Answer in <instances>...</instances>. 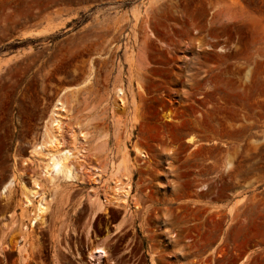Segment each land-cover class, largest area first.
Returning a JSON list of instances; mask_svg holds the SVG:
<instances>
[{"label":"rangeland","instance_id":"1","mask_svg":"<svg viewBox=\"0 0 264 264\" xmlns=\"http://www.w3.org/2000/svg\"><path fill=\"white\" fill-rule=\"evenodd\" d=\"M240 263L264 264V0H0V264Z\"/></svg>","mask_w":264,"mask_h":264},{"label":"bare ground","instance_id":"2","mask_svg":"<svg viewBox=\"0 0 264 264\" xmlns=\"http://www.w3.org/2000/svg\"><path fill=\"white\" fill-rule=\"evenodd\" d=\"M87 81H88V79L86 78L82 83H80V85H85V83H87ZM117 92H119V94H120L121 93V89L118 90ZM58 106H60L61 108H64L65 107V101H63L61 98H58L56 100V102L54 104V107L52 109L51 116L55 114L56 107H58ZM52 118H50V120L52 119V121H55L54 120V116ZM58 125H59V123H58ZM81 132L83 133V131H81ZM83 134H85V133H83ZM50 136H51V134H50ZM50 138L51 139L48 140V141H50L51 143H56V145L54 147L51 146L50 151L48 152V156H49L48 158H49V160H48L46 169L51 170V169H55V168L58 167L60 169V171H63L66 174H67V172H71L72 167L69 166L68 161H67V158L69 156H67V157H64L63 156L62 157L60 155V154H63V153H61L60 147L58 146L59 145V142H58L59 139H57V137L55 135L51 136ZM189 141L192 142L193 141V138L190 137L189 138ZM68 152H69V150L66 151V155L68 154ZM48 208H49V206L40 207L39 213L37 214V218L43 217V215L48 210ZM103 253H105V249L102 246H100V245H96L94 247L93 251L91 252V256L93 257L95 255H103Z\"/></svg>","mask_w":264,"mask_h":264}]
</instances>
